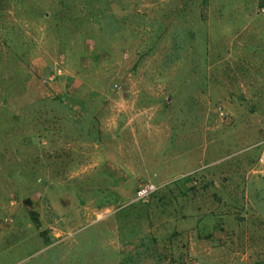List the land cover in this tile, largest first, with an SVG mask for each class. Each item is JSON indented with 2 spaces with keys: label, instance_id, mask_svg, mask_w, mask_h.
<instances>
[{
  "label": "rangeland",
  "instance_id": "374dc122",
  "mask_svg": "<svg viewBox=\"0 0 264 264\" xmlns=\"http://www.w3.org/2000/svg\"><path fill=\"white\" fill-rule=\"evenodd\" d=\"M262 10L0 0V264H264Z\"/></svg>",
  "mask_w": 264,
  "mask_h": 264
},
{
  "label": "built area",
  "instance_id": "2783aa9c",
  "mask_svg": "<svg viewBox=\"0 0 264 264\" xmlns=\"http://www.w3.org/2000/svg\"><path fill=\"white\" fill-rule=\"evenodd\" d=\"M261 145L263 148L259 158V165H261L259 173L264 177V140L261 142ZM157 190L158 187L155 184L148 183L146 185H143L138 189L137 199L141 201H147L149 197L154 194Z\"/></svg>",
  "mask_w": 264,
  "mask_h": 264
},
{
  "label": "trees",
  "instance_id": "16d2710c",
  "mask_svg": "<svg viewBox=\"0 0 264 264\" xmlns=\"http://www.w3.org/2000/svg\"><path fill=\"white\" fill-rule=\"evenodd\" d=\"M192 189H194V188H192ZM222 220H218V225L220 226L221 225V222ZM220 230H222L223 231V226L221 225L220 226ZM175 236H177V234L175 233V234H173V237H175ZM118 254H120V253H115L114 254V256H116V257H118ZM121 263L122 264H132V260L129 258V259H123L122 261H121Z\"/></svg>",
  "mask_w": 264,
  "mask_h": 264
}]
</instances>
